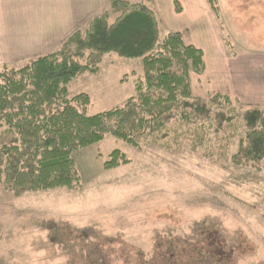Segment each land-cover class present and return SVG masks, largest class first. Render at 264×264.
<instances>
[{"label":"rangeland","instance_id":"rangeland-1","mask_svg":"<svg viewBox=\"0 0 264 264\" xmlns=\"http://www.w3.org/2000/svg\"><path fill=\"white\" fill-rule=\"evenodd\" d=\"M71 1L80 11L88 0ZM213 2L214 11L207 1V11L193 10L202 12L194 22L204 24L199 44L211 60L208 69L204 63L202 75L189 74L190 88L192 96L204 100L223 95L211 84L215 68L227 66L228 59L240 54L264 57V0ZM51 4H45L46 12ZM5 5L9 7L10 0L1 4ZM91 5L95 7L91 15L71 33L84 32L93 17L107 10L104 0H91ZM147 5L158 22L161 39L166 33H178L186 46L198 49L191 44L195 42L193 27L186 28L189 24L184 22L191 18V8H183L180 0H163L161 5L149 0ZM32 10L28 9L29 19ZM24 12L18 9V13ZM114 18L111 15L110 22ZM22 23L0 26L1 34L10 30L6 36L16 39L12 43L0 40V53L7 54V44L14 50L19 47L16 54L27 55V47L37 42L35 38L19 41L26 32L32 35L42 29ZM199 28L195 24V29ZM214 41L217 48L212 55ZM42 50H30L27 57L15 58L10 64L0 62V70L3 66L21 67L45 55L48 47ZM142 79L141 60L106 55L95 74H81L69 83L68 99L87 95L90 104L85 113L93 116L135 98L136 83ZM230 102L233 107L253 108ZM202 125L208 127L209 123ZM4 129L0 127V143L7 144L14 136ZM168 130L171 137L148 145L133 147L106 136L74 153L80 191L56 189L16 197L0 186V264H264V161L259 169L231 162L243 128L236 131L226 149H219L222 144L213 139L193 148L186 133L193 139L196 132H186L188 127L181 121L169 124ZM207 137L213 138V134L209 132ZM114 150L129 162L105 170L103 164ZM60 229L69 232L57 243L54 237ZM93 246L97 253L91 250Z\"/></svg>","mask_w":264,"mask_h":264},{"label":"trees","instance_id":"trees-1","mask_svg":"<svg viewBox=\"0 0 264 264\" xmlns=\"http://www.w3.org/2000/svg\"><path fill=\"white\" fill-rule=\"evenodd\" d=\"M104 1L107 10L93 17L84 32H72L56 51L21 67L0 70V127L14 136L7 144L0 143V186L16 197L56 189L80 191L74 153L106 136L133 147L164 141L171 137L168 125L178 121L188 127L186 132H196L194 140L186 133L193 148L213 139L222 144L219 149H226L243 128L231 162L259 169L264 161L263 110L233 107L220 94L207 100L192 96L189 74H203L202 52L186 46L178 33H166L161 39L149 0ZM206 1L214 11L213 0ZM176 11L180 12L177 6ZM111 15L115 18L110 22ZM110 54L141 60L143 79L136 83L135 98L119 108L88 116L89 97L79 94L68 99L67 86L81 74H95L102 58ZM209 132L213 138L207 137ZM128 162L114 150L103 168ZM67 232H57V243ZM95 248L91 250L97 253Z\"/></svg>","mask_w":264,"mask_h":264},{"label":"crops","instance_id":"crops-1","mask_svg":"<svg viewBox=\"0 0 264 264\" xmlns=\"http://www.w3.org/2000/svg\"><path fill=\"white\" fill-rule=\"evenodd\" d=\"M4 1L5 0H0V26L19 25L24 21V23L27 22V25L31 24L42 27L41 30L37 29L35 33H32V35L31 33L29 34L26 32L19 40L23 42L29 40L31 42L34 41L35 38V41H37L36 43H31L29 47H27L25 50L27 55L16 54L19 47L14 50L13 46L6 44L4 51L9 57L0 53V62L4 64H10L15 61L13 59L18 57H27L30 50H38L42 52L44 47H48L47 53L53 52V49L62 42V39H65L68 35H70L72 29H74L78 23L86 20L95 8L92 7L91 0L84 1L86 4L80 11L75 9L77 6L71 0H10L11 5H9V7L6 5L1 6ZM162 1L163 0H153L154 5L158 3L161 5ZM169 2L172 3L173 0H169ZM46 3H52L51 5H53L49 12L45 11ZM180 3L183 8H189V10L191 8L192 10L190 12L191 18L185 19L184 22L185 24H189L186 25V28L189 26L193 27L192 31L195 32L192 34L193 41L195 42H192L191 44L203 52L204 63L208 69V65L211 60L210 53L206 56L207 54L205 49L199 44L200 34L204 30V24L203 22H194V19L201 18L200 14H202V12L193 13V10H197V8L200 9V11L202 8L207 11L206 1L180 0ZM29 8L33 9L30 16L32 19L36 20L34 23L29 21L31 20V18L29 19ZM18 9L20 12L21 10L23 12L26 10V13H18ZM10 18H12L11 21ZM195 24L199 25L200 28L198 30L195 29ZM184 27L185 26L182 28ZM174 30L182 33L179 29L175 28ZM6 34H11L10 30H6L5 34L0 33L1 41H5L6 43L16 41V39H13L10 35L6 36ZM46 39H50L51 42L46 41ZM55 42H57V45L54 44ZM21 48H23V46ZM216 48L217 45L214 41L211 47L212 55L214 54V50ZM261 56L262 55L256 54H240L228 59L227 66L224 64L222 67L215 68L213 72L214 77L211 80L214 91L222 93L227 96L229 100L233 102L235 101L240 105L245 107H257L264 112V57ZM226 78L227 82H220L222 80L226 81Z\"/></svg>","mask_w":264,"mask_h":264}]
</instances>
